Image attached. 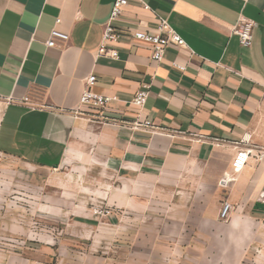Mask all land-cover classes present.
<instances>
[{
	"label": "crops",
	"instance_id": "0c3cea01",
	"mask_svg": "<svg viewBox=\"0 0 264 264\" xmlns=\"http://www.w3.org/2000/svg\"><path fill=\"white\" fill-rule=\"evenodd\" d=\"M114 1L0 0V154L45 170L102 168L119 175L126 201L149 185L180 201L195 229L223 244L239 239L264 217V159L232 168L245 132L264 147V0H128L111 44L119 57L98 56ZM241 16L256 22L251 47L233 32ZM161 18L188 47L171 44L157 61L134 32H156ZM55 26L69 39L49 47ZM85 90L117 99L82 105ZM145 121L152 127H133ZM225 199L235 206L228 222L219 218Z\"/></svg>",
	"mask_w": 264,
	"mask_h": 264
},
{
	"label": "rangeland",
	"instance_id": "374dc122",
	"mask_svg": "<svg viewBox=\"0 0 264 264\" xmlns=\"http://www.w3.org/2000/svg\"><path fill=\"white\" fill-rule=\"evenodd\" d=\"M85 171L0 154V264H264V217L223 244L180 201L149 185L126 201L118 174Z\"/></svg>",
	"mask_w": 264,
	"mask_h": 264
},
{
	"label": "built area",
	"instance_id": "2783aa9c",
	"mask_svg": "<svg viewBox=\"0 0 264 264\" xmlns=\"http://www.w3.org/2000/svg\"><path fill=\"white\" fill-rule=\"evenodd\" d=\"M128 5V0H115L110 18L104 24L103 28V39L101 44L97 49V55H105L112 58H118L119 52L116 48L111 46V44L116 43L120 33L115 26V22L119 20L123 14L124 8ZM146 8H150L149 5L145 4ZM57 24L61 23V19H57ZM256 26L254 20L245 18L241 16L234 27V34L239 37L240 44L244 47H251L253 44V31ZM134 37L136 39L142 40L152 45V57L154 60L160 61L163 59L165 49L173 44L182 48H187V43L183 37L168 23L165 19H160L157 26V31L154 33L147 32L144 30H137L134 32ZM69 39V34L67 31L55 26L50 31L49 39L47 40V45L49 47H55L59 40L66 41ZM172 65L184 71L186 66L180 62L174 61ZM96 81V76L94 74L89 75L87 78L88 85H93ZM148 83H142L141 87L136 91L133 103L138 107H143L147 101L149 95ZM117 98L114 96H104L98 93L92 92L91 90H85L80 98V103L82 105H89L91 107L102 108L113 103ZM80 113V111H76ZM141 126L152 127L150 121L134 122L133 127L138 128ZM237 151L235 153L232 168L233 171L238 173L242 171L247 164V162L252 159L263 160L264 159V147L255 145L252 143V134L250 132H245L241 139L236 143ZM264 199V194H263ZM235 210L234 204L225 199L222 201L221 209L219 211V218L222 221H229L232 217L233 211Z\"/></svg>",
	"mask_w": 264,
	"mask_h": 264
}]
</instances>
